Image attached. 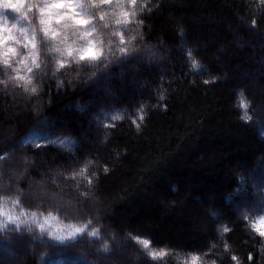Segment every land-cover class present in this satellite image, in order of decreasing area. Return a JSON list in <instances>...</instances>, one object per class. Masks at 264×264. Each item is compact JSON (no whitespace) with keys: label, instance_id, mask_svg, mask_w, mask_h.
Segmentation results:
<instances>
[{"label":"trees","instance_id":"obj_1","mask_svg":"<svg viewBox=\"0 0 264 264\" xmlns=\"http://www.w3.org/2000/svg\"><path fill=\"white\" fill-rule=\"evenodd\" d=\"M142 3L99 65L59 83L39 38L33 84H0V264H264L247 184L264 168V0Z\"/></svg>","mask_w":264,"mask_h":264},{"label":"clouds","instance_id":"obj_2","mask_svg":"<svg viewBox=\"0 0 264 264\" xmlns=\"http://www.w3.org/2000/svg\"><path fill=\"white\" fill-rule=\"evenodd\" d=\"M12 9V13L19 19L28 21L27 35L32 37L31 46L25 48L21 43L25 39L24 33H18L15 25L12 28H0V65L3 66V75L6 79H0V84L9 81H23L25 85H32L35 80L34 70L41 67L39 61L38 34L42 33V38L48 42L46 52L53 57L55 71L62 68L71 67L87 63L89 53L95 45L93 37L85 31V26L65 28L68 17L63 13L66 11L60 6V0H16L9 3V0H0V10ZM34 10L39 12V23L33 25L30 13ZM77 25L83 22L77 21ZM18 33V35H17ZM23 49V51H21ZM19 77V78H18ZM19 86V85H18ZM36 87H31L32 92H36Z\"/></svg>","mask_w":264,"mask_h":264},{"label":"rangeland","instance_id":"obj_3","mask_svg":"<svg viewBox=\"0 0 264 264\" xmlns=\"http://www.w3.org/2000/svg\"><path fill=\"white\" fill-rule=\"evenodd\" d=\"M142 1H145V0H137V5L134 9L132 8L131 5H129L127 3V0H121V2L119 4L116 3V0H113L112 5H100L99 0H97V6L96 7H92L91 5H89L88 12L93 19V25L94 26L89 25L87 27L92 29L93 37H99V40L97 41V40L93 39V44L95 45V47L93 48L92 52L89 53L90 58H89L88 62L87 63H81L78 66L94 67L96 65H99L107 57L110 47L108 46V49L106 51H104V45H105V39H106L105 30L108 28H111L110 33L112 34V36H117L116 40L121 39L122 30L125 29L130 24H134L137 21L136 15L138 13V10L141 8L143 10H146V7H145L146 3H142ZM25 2L26 3L30 2V0H25ZM126 12L132 13L128 19H125V16L121 15V13H126ZM101 15L104 16L103 20H100ZM7 16L10 19V22H16L19 19L18 16L14 15L12 12H8ZM29 16L31 18L32 24L38 26L39 12L37 10H34L33 13L29 14ZM21 23L24 26H29L28 21L22 20ZM17 35H18V33H17ZM39 38H41L42 41L44 42L45 50H46V48L48 46V42L42 38V33L38 34V37H37L38 45H39ZM38 49H39V46H38ZM21 51H23V49H21ZM46 55L48 57L47 68H48V70L50 69L51 76L55 77V80H57L59 83H62V84L65 83L67 80L65 75H64V69L65 68H62L59 72H56L55 71V65L53 62L54 54L52 56H50L46 52ZM93 56H95L96 59H92ZM38 62H40V57H39ZM72 66H76V65L74 64ZM0 68L2 69L3 66L0 65ZM66 68H68V67H66ZM40 71H42L41 67L38 70H34L35 78H37L39 76ZM254 173H255V175L259 174V176H261L262 179L258 180V182H255L254 177L248 178L249 182L247 184H248V186H250V193H248V194L251 195V197L255 200L256 204L258 205V204L263 202L264 168L262 170H258L257 172H254ZM245 194H246V196H248L247 192ZM245 202H246V200H245ZM246 204H247V202H246ZM248 207H249V205H248ZM240 211L242 212V209H240ZM122 250H123V248H121V252H122ZM110 264H113V263L111 262Z\"/></svg>","mask_w":264,"mask_h":264},{"label":"snow or ice","instance_id":"obj_4","mask_svg":"<svg viewBox=\"0 0 264 264\" xmlns=\"http://www.w3.org/2000/svg\"><path fill=\"white\" fill-rule=\"evenodd\" d=\"M16 0H9V3H15ZM25 2V0H24ZM121 0H116V3L119 4ZM26 3V2H25ZM127 3L132 6L134 9L137 5V0H127ZM100 5H112L113 0H99ZM91 5L92 7L97 6V0H60V6L64 8L66 11L63 13L65 16L68 17V23L65 24V28H73L78 26H85V31L91 34V28L87 27L89 25H93V19L91 15L88 12V7ZM8 12H12V9H3L0 10V28H6L10 29L13 27V25L16 26L18 33H24L25 39L21 42L23 46L27 49L31 46L32 37L27 35V26H24L21 21L22 19H18L16 22H10V19L8 18L7 14ZM132 13H121V15L125 16V19H128ZM104 16L101 15L100 20H103ZM77 21L83 22L82 25H77ZM94 26V25H93ZM92 59H96L95 56L92 57ZM19 78V77H18ZM244 105L242 104V107ZM10 222H14L9 218ZM252 227L259 233V235L264 236V219H261L257 222H254ZM77 231H82L77 230ZM97 233H92L93 236H95ZM58 241L63 243L65 241V237L58 236L55 237ZM68 240L74 239V236L72 233H69V236L67 238ZM138 242L143 245L145 249L150 248V241L147 239H138ZM154 259L157 256H160L161 258L166 255L165 252H150L149 253ZM195 259V258H194ZM235 259V257H233ZM251 259V257H250Z\"/></svg>","mask_w":264,"mask_h":264}]
</instances>
